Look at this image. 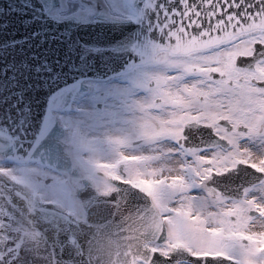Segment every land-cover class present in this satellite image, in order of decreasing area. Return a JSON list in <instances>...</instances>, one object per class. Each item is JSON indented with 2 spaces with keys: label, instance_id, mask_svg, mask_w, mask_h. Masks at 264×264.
I'll return each mask as SVG.
<instances>
[{
  "label": "water",
  "instance_id": "95a60500",
  "mask_svg": "<svg viewBox=\"0 0 264 264\" xmlns=\"http://www.w3.org/2000/svg\"><path fill=\"white\" fill-rule=\"evenodd\" d=\"M133 2L138 18L124 20L102 13L96 1L99 10L85 17L60 18L53 10L61 0H0V156L65 172L83 213L43 201L0 173V264L148 262V243L167 237L147 192L110 179L114 187L101 193L80 173L55 114L87 91L89 79L157 61L156 0ZM251 175L239 178L247 180L241 187L262 177ZM209 179L206 188H234L223 175Z\"/></svg>",
  "mask_w": 264,
  "mask_h": 264
},
{
  "label": "flooded vegetation",
  "instance_id": "af4514ba",
  "mask_svg": "<svg viewBox=\"0 0 264 264\" xmlns=\"http://www.w3.org/2000/svg\"><path fill=\"white\" fill-rule=\"evenodd\" d=\"M76 6L75 4L73 9ZM250 53L251 47L247 45L230 53V56L250 55ZM254 68L259 75L264 76V63ZM164 71L165 66L159 63L119 76L117 81L93 83L86 100L93 108L100 110L104 104L97 98L104 96L102 87L114 83L116 92H119L120 105H123L120 112L126 125L128 119L132 120L133 117L140 119L138 115L153 119L155 114V124H150L151 128L148 129L156 130L158 137L166 136L173 150L185 153L193 165L200 166L202 171L197 176L199 179L207 176L212 169L228 170L235 168L241 162L248 163L264 173V95L256 94L264 90L245 86L247 94L244 95L243 101L236 100L223 108L193 106L175 111H157L158 105L149 104L151 97L149 87L152 81L148 77ZM132 111L135 113L133 114ZM161 115L166 116L161 119ZM187 123L203 126L204 130L196 129L193 134L184 137L183 132ZM143 128L144 125L140 130ZM181 138L186 139V145H183ZM139 140L143 143L145 135L143 134ZM118 172H122L123 176L127 174L122 166L118 167ZM263 185L264 177L260 183L247 188L241 199L209 194V197L223 201L225 205V208L211 211L213 213L210 223L213 236L220 238V244L228 245L229 250L224 253L238 260L240 264L264 262ZM261 190L263 191L260 192ZM175 223L176 217H168L169 226Z\"/></svg>",
  "mask_w": 264,
  "mask_h": 264
},
{
  "label": "rangeland",
  "instance_id": "374dc122",
  "mask_svg": "<svg viewBox=\"0 0 264 264\" xmlns=\"http://www.w3.org/2000/svg\"><path fill=\"white\" fill-rule=\"evenodd\" d=\"M119 9L133 13L128 7ZM102 89L104 96L97 98L104 104L100 110L93 108L88 100H84L83 103H78L73 113L59 114L60 121L67 127V140L72 145V154L83 161L95 185L101 191L109 187L104 178L94 175L93 168H98L97 165L113 166L119 159L126 165L125 170L131 178L152 194L162 214L170 213L174 218L178 216L176 225L173 224L170 228L172 236L169 242L180 240L197 251L221 248L227 251L228 245L220 244V238H215L212 232V235L207 234L211 227L209 223L213 213L211 211L225 208V205L223 201L214 198L210 201L209 196L198 186L197 176L202 171L201 167L192 166L185 154L173 152V147L168 141L162 137L156 138V132L147 130L143 143H132L131 139L140 137L143 132L142 129L139 132L138 127L155 124V114L153 119L144 116L140 119L133 117L132 120L128 119L126 125L120 112L123 105H120L118 99L119 92H115L116 89L111 84ZM165 116L160 118L164 119ZM169 150H172V153ZM0 168L8 175L25 180L38 196L53 199L76 215L83 216L82 210L76 206V200L71 196L69 186L64 182L65 176L57 175L35 164L12 165L0 160ZM31 172H41L54 177L46 184L42 180L37 181L30 177L28 173ZM192 211L202 213L204 219L201 222L197 220L198 218L188 220V214L190 215ZM168 248L170 246L163 247L164 250Z\"/></svg>",
  "mask_w": 264,
  "mask_h": 264
},
{
  "label": "snow or ice",
  "instance_id": "6c2138e0",
  "mask_svg": "<svg viewBox=\"0 0 264 264\" xmlns=\"http://www.w3.org/2000/svg\"><path fill=\"white\" fill-rule=\"evenodd\" d=\"M153 7L154 59L165 66L148 77L157 111L223 108L243 101L245 86L264 90L254 68L264 63V0H156ZM247 45L250 55L230 56Z\"/></svg>",
  "mask_w": 264,
  "mask_h": 264
}]
</instances>
